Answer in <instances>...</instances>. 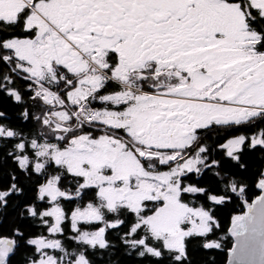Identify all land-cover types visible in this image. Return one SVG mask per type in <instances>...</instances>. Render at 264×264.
I'll use <instances>...</instances> for the list:
<instances>
[{
    "label": "snow or ice",
    "instance_id": "1",
    "mask_svg": "<svg viewBox=\"0 0 264 264\" xmlns=\"http://www.w3.org/2000/svg\"><path fill=\"white\" fill-rule=\"evenodd\" d=\"M229 237L264 264V0H0V264H196Z\"/></svg>",
    "mask_w": 264,
    "mask_h": 264
},
{
    "label": "trees",
    "instance_id": "2",
    "mask_svg": "<svg viewBox=\"0 0 264 264\" xmlns=\"http://www.w3.org/2000/svg\"><path fill=\"white\" fill-rule=\"evenodd\" d=\"M256 155L257 154L255 153L249 152L247 154V159L250 162L255 161ZM251 198L254 199L255 196H252ZM249 202H251V200H249ZM244 211L245 208L241 204L231 203L226 206H217L216 214L219 217L222 228L226 230L230 226L231 217L233 215H241L243 214ZM10 219L11 217H9V220ZM4 223L6 226L8 221H5ZM231 244H232V240L229 237L228 242L223 249L213 250L210 252H199V251L195 252L193 256L194 261L196 262V264H203V261L207 259L214 261L215 264H226L227 256L230 251ZM20 260H21V256H20V252L18 251L16 255H14L11 258V264H20ZM124 264H133V262L129 260H125Z\"/></svg>",
    "mask_w": 264,
    "mask_h": 264
},
{
    "label": "water",
    "instance_id": "3",
    "mask_svg": "<svg viewBox=\"0 0 264 264\" xmlns=\"http://www.w3.org/2000/svg\"><path fill=\"white\" fill-rule=\"evenodd\" d=\"M245 210H246V209H245ZM241 215H242V214H241ZM230 226H231V223H230ZM230 226H229V227H230ZM230 238H231V237H230ZM231 240H232V243H233V242H234L233 238H231ZM229 259H230V257H229V253H228L226 264H228Z\"/></svg>",
    "mask_w": 264,
    "mask_h": 264
}]
</instances>
